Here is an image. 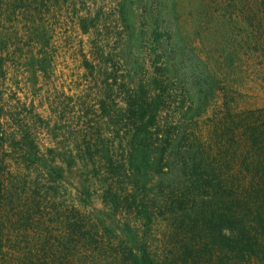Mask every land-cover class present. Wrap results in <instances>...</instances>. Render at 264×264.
Instances as JSON below:
<instances>
[{
	"label": "trees",
	"instance_id": "trees-1",
	"mask_svg": "<svg viewBox=\"0 0 264 264\" xmlns=\"http://www.w3.org/2000/svg\"><path fill=\"white\" fill-rule=\"evenodd\" d=\"M53 8L0 0V264H264V108L225 103L209 137L183 127L194 107L206 113L210 104L182 95L174 61L184 48L168 14L152 11L143 34L150 74L120 88L115 106L127 135L107 143L91 125L72 141L68 128L87 118H67L66 94L28 95L52 79ZM19 18L38 27L41 54L24 57L31 71L18 67ZM85 65L95 80V62ZM161 224L174 230L165 253L152 243Z\"/></svg>",
	"mask_w": 264,
	"mask_h": 264
},
{
	"label": "rangeland",
	"instance_id": "rangeland-1",
	"mask_svg": "<svg viewBox=\"0 0 264 264\" xmlns=\"http://www.w3.org/2000/svg\"><path fill=\"white\" fill-rule=\"evenodd\" d=\"M261 1L256 5L250 0L253 4L250 6L248 0L238 3L232 0H53L54 8L47 19L52 35L49 46L54 57L52 79L44 87H40L41 81L36 92L28 94L29 98L43 93L55 100L66 94L70 99L67 118H87L78 122V131L77 122L68 128L67 136L72 141L77 132L79 139L86 137L91 125L95 128V137L101 136L107 143L118 140L119 135H127L120 128L122 125L118 126L115 106L121 100L122 89L128 88V82L140 84L150 74L151 59L147 39L143 38L148 27L145 15L162 12L168 14V24L175 30L174 39L184 48L183 53L177 51L174 61L189 91L185 90L182 95L188 94V98L184 97L188 103L195 100L200 105L205 100L210 104L206 113H198L199 106L194 107L195 111L185 116L183 127L192 122L195 133L209 137L216 115L225 112L221 107L225 103L243 109L264 108V6ZM251 9L258 14L257 18ZM218 15L225 18L220 19ZM94 23L97 31L91 30ZM16 24L20 36L18 67L22 69L25 55L41 54L32 35L38 27L21 18ZM86 59L95 62V80L86 70ZM27 64L25 61L24 70L31 71ZM135 70L139 75L132 79L130 74ZM111 78L119 79V86ZM101 101L107 103V112L103 111ZM37 107L44 117L49 115L42 101ZM117 154L122 153L119 150ZM161 226L152 243L165 253L170 250L174 230L166 224Z\"/></svg>",
	"mask_w": 264,
	"mask_h": 264
}]
</instances>
